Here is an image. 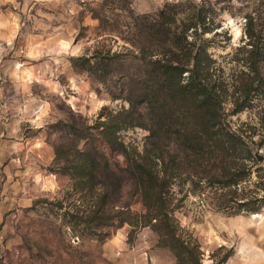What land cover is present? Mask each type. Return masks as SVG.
<instances>
[{
    "label": "rangeland",
    "instance_id": "1",
    "mask_svg": "<svg viewBox=\"0 0 264 264\" xmlns=\"http://www.w3.org/2000/svg\"><path fill=\"white\" fill-rule=\"evenodd\" d=\"M192 1L215 11L219 28L206 35L209 51L218 72L232 82L242 65L235 61V52L246 40L248 19L252 17L264 33V0ZM180 2L0 0V29H16L13 38L0 35L6 45L0 52V264H176L172 251L158 245L149 227L131 240L128 224L113 228L105 241L87 234L72 215H82L88 200L75 193L70 177L57 171L54 162L56 146L73 145L71 124H92L104 106L128 105L113 100L110 89L119 91L121 72L135 69L132 60L115 63L117 71L102 81L75 68L73 58L92 56L96 49L123 50L125 37L131 35L126 24L133 21L128 7L134 15L156 17L166 4ZM262 110L263 98L229 115L228 121L248 133L256 127L259 133ZM147 135V130L135 127L124 132V139L142 147ZM85 143L81 139L80 146ZM96 144L104 150L100 141ZM259 153L264 155V147ZM106 155L122 161L119 155ZM179 185L184 203L176 215L199 240L203 264H210L221 246L224 252L234 250L225 264H264V208L232 213L219 209L208 190L201 194L189 182ZM133 209L143 206L136 202Z\"/></svg>",
    "mask_w": 264,
    "mask_h": 264
},
{
    "label": "trees",
    "instance_id": "2",
    "mask_svg": "<svg viewBox=\"0 0 264 264\" xmlns=\"http://www.w3.org/2000/svg\"><path fill=\"white\" fill-rule=\"evenodd\" d=\"M127 10L133 21L126 24L131 35L125 37L123 50L96 49L92 56L73 58V65L106 81L117 71L115 63L134 61L133 71L121 72L119 91L110 89L113 100L128 105L104 106L92 124H71L73 145L56 146L55 167L88 200L82 215H72L87 234L105 241L113 228L128 224L131 240L149 227L158 245L172 251L176 264H203L199 240L176 215L184 203L176 186L189 182L201 194L208 190L219 209L232 213L264 208V155L259 153L264 147V110L259 133L255 126L248 133L228 121L229 115L264 99L263 29L248 19L246 40L235 52V61L242 65L229 82L218 72L206 37L219 28L214 9L181 0L166 4L156 17ZM135 127L148 131L142 147L124 139V132ZM81 139H86L85 147ZM108 152L122 161H112ZM136 202L142 210L133 209ZM225 248L211 255L210 264L226 263L234 250Z\"/></svg>",
    "mask_w": 264,
    "mask_h": 264
},
{
    "label": "crops",
    "instance_id": "3",
    "mask_svg": "<svg viewBox=\"0 0 264 264\" xmlns=\"http://www.w3.org/2000/svg\"><path fill=\"white\" fill-rule=\"evenodd\" d=\"M2 19H3V21H4V20H9L8 18H2ZM2 23H4V22H2ZM10 24H11V23H10ZM6 27H7V26H6ZM15 34H16V29H15L14 26H12L10 29H7V28H6V30L3 29V28L0 29V35H1V37L4 38V39L13 38Z\"/></svg>",
    "mask_w": 264,
    "mask_h": 264
},
{
    "label": "built area",
    "instance_id": "4",
    "mask_svg": "<svg viewBox=\"0 0 264 264\" xmlns=\"http://www.w3.org/2000/svg\"><path fill=\"white\" fill-rule=\"evenodd\" d=\"M2 49H6V45L5 44H3V42L0 40V52H1V50Z\"/></svg>",
    "mask_w": 264,
    "mask_h": 264
},
{
    "label": "water",
    "instance_id": "5",
    "mask_svg": "<svg viewBox=\"0 0 264 264\" xmlns=\"http://www.w3.org/2000/svg\"><path fill=\"white\" fill-rule=\"evenodd\" d=\"M258 159H259L260 161H262V160H263V156H262V155H258Z\"/></svg>",
    "mask_w": 264,
    "mask_h": 264
}]
</instances>
